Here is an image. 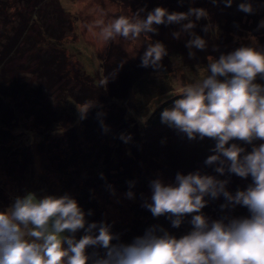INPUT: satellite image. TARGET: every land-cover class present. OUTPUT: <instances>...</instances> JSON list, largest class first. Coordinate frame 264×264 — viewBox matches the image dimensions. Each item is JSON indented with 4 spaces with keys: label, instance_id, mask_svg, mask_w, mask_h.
I'll use <instances>...</instances> for the list:
<instances>
[{
    "label": "trees",
    "instance_id": "obj_1",
    "mask_svg": "<svg viewBox=\"0 0 264 264\" xmlns=\"http://www.w3.org/2000/svg\"><path fill=\"white\" fill-rule=\"evenodd\" d=\"M239 4V0H233L231 7L223 2L214 5L212 0H135L127 16L141 8L145 9L142 15H146L158 6L169 12H187L190 7L205 9L209 19L197 21L193 31L206 39L207 48L193 49L195 58L190 59L186 47L189 35L183 33L179 39L172 36L181 25H158V34L141 35L148 43H163L168 51L163 67L157 71L141 66L144 51L128 58L122 50L114 52L109 46L101 76L108 82L100 83L95 98L97 91L83 81L78 82V91L74 92L75 84L71 88L66 57L59 47L65 35L64 18L49 13L46 0H0V210L10 206L16 196L30 191L37 195L68 194L77 200L89 222L111 224L121 241L130 243L167 217H153L140 200L122 203L115 215L110 214L107 206L111 202L102 199L104 193L122 189L135 176L157 172L171 180L178 172L187 175L196 171L219 178L215 166L205 164L214 154L211 149L215 142L208 138L190 141L163 124L161 112L179 97H168L165 103L160 99L172 89L173 60L195 77L196 65L203 69L208 56L218 58L234 50L228 44L240 28L236 16ZM207 24L211 27L205 33L203 27ZM252 33L262 35L264 28ZM260 40L264 44V39ZM214 46L218 51H213ZM21 58L24 62L16 70L12 63ZM29 69L34 78L27 82L24 74ZM44 91L54 101L47 100ZM95 99L100 105L89 109L87 118L81 120L75 105ZM142 118L146 122L142 123ZM101 120L109 131L103 130ZM121 134L130 135L131 140L125 142ZM231 185L233 193L246 188L234 181ZM210 207L221 211L220 204L211 200L203 209L206 216L213 215ZM89 212L91 215H87ZM224 213L248 215L247 209L240 206ZM190 219L186 217L182 225L191 230ZM83 234L81 230L77 238Z\"/></svg>",
    "mask_w": 264,
    "mask_h": 264
},
{
    "label": "clouds",
    "instance_id": "obj_2",
    "mask_svg": "<svg viewBox=\"0 0 264 264\" xmlns=\"http://www.w3.org/2000/svg\"><path fill=\"white\" fill-rule=\"evenodd\" d=\"M219 2L231 7L233 0H212L214 5ZM238 10L248 14L256 11L251 0H243ZM144 12L141 8L131 16L119 15L106 23L97 21L98 39L105 45L118 37L137 41L142 34H158V25L178 24L180 31L172 36L179 39L183 33L189 35L186 47L190 59L195 58L193 49L206 50V39L193 31L197 21L209 19L205 9L169 12L158 6L142 15ZM210 27L205 25L203 31L208 33ZM258 28H264V20ZM247 38L250 43L218 58L208 56L203 69L196 65L195 77L160 101L179 97L161 112V122L190 141L213 140L214 154L205 164L215 166L220 176L250 177L245 189L233 193L227 188L228 179L200 171L187 175L178 172L175 182L169 184L154 179L150 182V202L145 201L143 206L153 217L166 216L173 228H179L190 216L191 230L177 237L161 225H152L130 243L122 242L111 224L89 222L70 195L30 191L0 210V264H264V83L257 82L264 81V46L252 33ZM213 51L218 48L214 46ZM167 55L163 43L149 42L141 66L158 71ZM107 82L101 80L102 85ZM93 106L94 101L83 109L78 107L81 120ZM141 122L146 121L142 118ZM101 127L109 131L102 120ZM120 138L131 140L130 135L121 134ZM241 143L252 145L251 151ZM133 186L130 182V189ZM126 195L134 197L131 190ZM221 196L225 201L220 205L222 210L230 213L240 206L248 215L226 213L210 219L202 211L209 203L205 198L216 200ZM81 230L84 234L77 238Z\"/></svg>",
    "mask_w": 264,
    "mask_h": 264
},
{
    "label": "rangeland",
    "instance_id": "obj_3",
    "mask_svg": "<svg viewBox=\"0 0 264 264\" xmlns=\"http://www.w3.org/2000/svg\"><path fill=\"white\" fill-rule=\"evenodd\" d=\"M46 1L48 3V9L50 10L49 13L51 12L59 14L62 18H64L65 21V35L59 47L63 48V52L67 61V68L69 71V78L72 84L71 88L75 84V88H73L74 92L78 91V82L83 81V83L89 84L97 91L93 97L98 98V92L99 89H101L100 83L103 72L102 63L110 47L113 48V51L122 50L127 54L128 58H136L140 52L145 51L147 48L148 41L142 36H140L137 41H129L123 39L122 37H118L115 41H111L107 45H105L97 37L99 32V28L96 26L97 21L104 20L106 23L108 20L118 17L119 15L127 16L130 4L135 0ZM241 2H243V0H239V3ZM253 7L256 9V11L252 14L244 13L240 10L237 12L236 16L240 28L238 33L232 37L231 42L228 44L234 50L242 44L250 43L247 38L248 34L252 33L253 31L256 32L260 22L264 20V0H259L258 3L253 4ZM24 10L27 11L28 8L25 7ZM101 12H103L104 15H101ZM28 14L29 13H26V15ZM256 37L258 39L259 45L264 46V44H260V38L264 39V34H260ZM40 48L41 47L38 46V50H40ZM23 59L24 58H21V61L16 60L14 63H12V66L18 70L20 66L19 63L24 62ZM173 61V72L171 73L170 78L172 89L170 91H178L185 83L189 82L193 76H190L188 68L182 66L178 60ZM28 71L29 72L25 71L24 75L25 78H27V82H30L34 76L30 73V69ZM167 93L162 95V99L160 100H164L167 96ZM45 95H48L47 100L54 101L53 96L49 95V93L45 92ZM94 102L95 106L89 109L96 108L100 105L98 99H95ZM88 104H76L75 107L77 112H79L78 107L83 109L87 107ZM79 114L77 113V115ZM137 120H139V118H137ZM256 143L258 144L260 141H257ZM241 146L245 147L246 151H251L252 145H245L241 143ZM154 179H161L165 184L175 182V180L165 178L159 172L147 177L135 176L132 181L134 182V186L131 189L128 184L118 191L104 193L102 199L109 200L111 202V204L107 206L108 213L115 215L119 210L120 204H125L128 201L140 200L144 202H150V197L152 194L150 182ZM219 179L229 180L227 188L231 192L233 190L231 185L233 181L246 187L251 182L250 177L248 179H243L241 177L235 176L234 174L228 173H226L224 176L219 175ZM129 190L134 193V197L131 199L126 195ZM205 199H208L210 203V198L206 197ZM214 201L220 205L225 202L222 196ZM220 210L221 211L218 212L219 210H217L215 207H210V212L213 213V215L208 217L210 219L221 218L223 215H225L224 212H226V210ZM185 225L187 224L185 223ZM161 226L177 237L187 233L190 230L189 227L183 225H181L179 228H173L168 218L163 221Z\"/></svg>",
    "mask_w": 264,
    "mask_h": 264
}]
</instances>
